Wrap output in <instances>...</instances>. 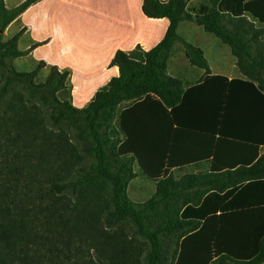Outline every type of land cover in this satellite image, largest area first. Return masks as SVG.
<instances>
[{"label":"trees","instance_id":"trees-1","mask_svg":"<svg viewBox=\"0 0 264 264\" xmlns=\"http://www.w3.org/2000/svg\"><path fill=\"white\" fill-rule=\"evenodd\" d=\"M39 1L26 0L8 10L0 0V38ZM190 1H144L147 16L170 20L166 37L149 52L140 47L118 52L112 65L119 67V77L86 108L72 104L71 72L49 65L60 76L44 84L50 126L45 120L36 123L34 112L29 119L31 110L23 100L9 107L11 121L0 112V264H40L56 255L69 259L76 250L88 264H110L101 253L107 246L114 253L111 264H140V259L142 264H264V139H240L226 124L237 94L264 100V43L252 53L254 42L264 38V0H211L213 7L194 18ZM186 20L230 45L246 79L210 77L202 51L178 34ZM180 43L191 63L206 70V81L223 85L217 87L213 118L195 115L199 124L194 131L219 135L210 151V175L176 181L171 171L184 162L171 151L187 127L181 117L190 99L206 88L198 84L186 91L181 79L168 75L170 56ZM29 76L12 72L7 84H26ZM63 90L69 91L65 100L58 96ZM125 104L131 108L120 112ZM142 106L145 113L137 114ZM156 144L161 153L152 152ZM239 144L243 157L221 159L220 150ZM135 161L144 175L159 181L156 195L139 205L128 194ZM128 222L135 227L131 237L121 228ZM107 225L120 230L111 235ZM84 245L92 252L87 257Z\"/></svg>","mask_w":264,"mask_h":264},{"label":"crops","instance_id":"crops-1","mask_svg":"<svg viewBox=\"0 0 264 264\" xmlns=\"http://www.w3.org/2000/svg\"><path fill=\"white\" fill-rule=\"evenodd\" d=\"M9 1L12 3L9 4ZM25 1L4 0L8 10L19 7ZM144 1L41 0L20 14L8 26L7 31L15 28L14 33H18L23 30L20 43L24 46L23 51H29L28 57L31 59L71 72L72 104L77 109H83L112 79L119 77V67L112 65L118 52H131L138 47L149 52L166 37L170 20L147 16L143 10ZM207 6L213 7L211 0H191L189 4L194 10H203ZM193 12L196 11H191L196 17V13ZM178 34L186 43L202 51L210 68V77L222 76L229 81L246 79L239 69L238 59L231 46L206 31L204 26L196 21L186 20L180 23ZM254 43L257 45L252 49V53L256 55L257 46L263 49L264 38ZM167 71L168 75L184 82L186 91L198 84L206 87L199 96L190 99L189 106L183 112L181 122L187 127L183 129L184 135L180 136L179 143L173 144V151L171 144L165 151L173 152L172 155L177 161L184 162L183 166L172 169L171 175L176 181L188 175H210L213 160L210 151L215 147L219 135L207 137L200 133L201 131H194L199 118L195 115L201 113L202 117L213 118L211 113L215 107L217 110L218 106L217 87L223 85V82L216 79L206 81V70L191 63L181 43L173 50ZM244 97L237 94L235 100L231 101L232 115L226 123L227 128L229 131L233 130L235 137L240 139L245 137L264 139V100H250ZM128 108L131 106L125 104L120 112ZM138 111L137 114H144L146 106H142ZM246 115L249 119H245ZM156 124H159V118H156ZM157 135L156 140L159 144L161 139L158 133ZM121 138H124L123 134ZM260 144H262L260 153L263 155L264 142ZM160 147L154 146L152 152L161 153ZM219 153L221 159L232 155L243 157L244 150L239 144L237 148L223 149ZM135 167L143 177L156 184L154 193L156 195L159 181L151 180L144 175L138 161L134 162V172Z\"/></svg>","mask_w":264,"mask_h":264},{"label":"rangeland","instance_id":"rangeland-1","mask_svg":"<svg viewBox=\"0 0 264 264\" xmlns=\"http://www.w3.org/2000/svg\"><path fill=\"white\" fill-rule=\"evenodd\" d=\"M10 3L12 2L9 1V4ZM188 9L189 14H191V11H196L193 12L196 13V15H199L201 12V10H194L190 7ZM191 16L192 18H194L193 14H191ZM14 30L15 28H13L11 31H7L6 29L0 38L1 44L3 46L0 48V56L2 57L0 58V112L11 121L12 113L9 112V107L15 104L18 105V100H23L24 102H27V106L31 110V112H29L28 114V118L31 119L33 117L32 113L34 112L37 119L36 123H38V121L45 120V125L48 127L50 126L48 113H51L52 109L47 101L48 99H46L47 97H49V93L44 87V84L47 83L50 78L60 79V76L57 74V72H54L49 65H45L42 62L28 57L29 51H23L22 47L24 46H22L20 43L21 36L23 35V30L19 31L18 33H14ZM16 50L20 52V55L13 54ZM12 72H16L17 74L22 75H30L29 77H27L28 82L26 84H21V82H18L17 84L12 85L11 83L8 85L7 78L9 75H11ZM58 94L61 100H65L69 97L68 90H63ZM20 97L22 99H20ZM39 110L42 111L41 114ZM134 169L135 172H137L136 167ZM155 189L156 184L143 177L138 170L137 177L130 184L128 194L132 202L139 205L150 201L155 193ZM157 210L158 212H160V208H157ZM115 219L118 220L117 217H115ZM117 220H115L114 222H117ZM112 223L113 221L110 224ZM104 226H106V224ZM107 226L111 227V225ZM121 226V228L125 231V233H128L129 236L132 232H135V227L131 222L121 224ZM101 227L104 228L102 225ZM108 230L111 235H114L115 232L120 230V227H111L108 228ZM137 238L139 241H141L140 237ZM84 247V254L87 257L89 255L90 248L87 245H84ZM118 248L120 249V247ZM101 250L99 251H101V253L103 252L107 257V259H105L106 263L107 261H109V263L111 264L113 260L112 256L114 254L112 246H107L105 249ZM91 253L92 252H90V255ZM78 255L80 256V254H78L76 250V252L73 251V253L68 255L70 257L69 259H67L65 255H61L60 257L56 255L53 258L48 257L43 259L40 264H88L86 260H80ZM119 262L123 263L124 259L119 260ZM127 263L138 264L139 262H137L136 260H131ZM142 263L143 259H140V264Z\"/></svg>","mask_w":264,"mask_h":264}]
</instances>
